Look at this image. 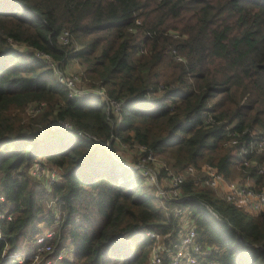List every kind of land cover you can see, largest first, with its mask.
<instances>
[{
    "label": "trees",
    "instance_id": "trees-1",
    "mask_svg": "<svg viewBox=\"0 0 264 264\" xmlns=\"http://www.w3.org/2000/svg\"><path fill=\"white\" fill-rule=\"evenodd\" d=\"M70 62L81 90L108 102L69 96L54 71ZM255 132L264 134V0H0V212L11 216L0 220V264H31L53 225L49 196L62 218L45 255L71 247L61 264H147L145 232L175 235L178 223L170 200L144 192L114 156V141L177 173L206 165L261 190L264 176L226 145ZM40 160L60 169L49 192L30 177ZM181 194L209 249L203 264H264V212L249 215L189 177ZM18 254L22 263L5 258Z\"/></svg>",
    "mask_w": 264,
    "mask_h": 264
},
{
    "label": "built area",
    "instance_id": "built-area-1",
    "mask_svg": "<svg viewBox=\"0 0 264 264\" xmlns=\"http://www.w3.org/2000/svg\"><path fill=\"white\" fill-rule=\"evenodd\" d=\"M59 40L62 42L65 41V34L59 37ZM54 74L57 80L68 90L70 97L98 94L104 99L105 102H108V99L104 95L103 91L89 92L81 90L78 87V84L80 83L79 76L65 75L58 70H55ZM110 103L113 104L112 102ZM114 107L115 109H117L116 104H114ZM64 128L69 129L70 126L64 124ZM254 135L255 136H253V139L248 144H239L237 139L230 138V140L227 141L226 145L234 148V154L235 156H237L240 164L245 167L253 165V167H255L256 174L262 175L264 173L263 167H261L258 163L253 164L252 159L255 154H259L262 156L264 155V134L255 132ZM142 158L143 161H153L155 157L148 155L146 157L142 156ZM34 165L36 166L33 169ZM34 165L30 168L31 175L33 171V176L38 178L42 177L41 173L44 167L39 164ZM130 168L136 170L139 175L144 178L146 184L156 185L157 196L160 199H169L170 201L178 204L176 206L177 210H175V208L174 213H169V215H171L173 218L175 217L174 219H176L178 223V230L175 235L167 233L161 236L152 231L145 232V234L153 241V245L149 251L147 264H163L164 260H166V264H203L205 262V256H207L209 249L202 248L201 244L198 242L190 208L188 205L182 204V202L187 200L188 197L182 196V194H180V190L182 184L188 177L192 178L193 183L201 180L207 188L214 191H217V189L221 190L223 194L218 196L220 199H222L225 203L242 209L249 215L257 217L262 212H264V189L258 190L255 189V186L253 185L248 186L241 183H231L233 181H226L215 168L210 166H202L199 171L193 165L187 166L184 169L185 177L180 173H176L175 175H172L170 177V184L167 190L157 186L156 174L150 167L145 166L141 163H136L133 167ZM44 179L46 181V188L47 184L49 185L57 181L55 178V173L53 172H51L48 177H45ZM228 182L230 183L228 184ZM0 200H3L1 195ZM46 203L47 208L50 209L54 214L53 225L46 228V230H49V228H51L52 230H49V232L43 235L40 234V236L37 237L36 254H33L31 256V262L33 259L39 258L41 254H49L52 251L50 241L55 235L54 229L61 222V211L56 203V198H51L49 196ZM199 203L204 205L214 218L218 219V216L211 210L208 205H205L202 202ZM5 217L8 220L11 219L10 215L5 216L3 212H0V220ZM244 245H246L250 249H259V247L253 244L244 243ZM64 254L65 249L63 248L58 252L55 258L50 261L47 260V264H61V259L63 258ZM25 257L26 256L21 254L5 256L6 259L14 263H22ZM207 264L217 263L208 262Z\"/></svg>",
    "mask_w": 264,
    "mask_h": 264
},
{
    "label": "rangeland",
    "instance_id": "rangeland-1",
    "mask_svg": "<svg viewBox=\"0 0 264 264\" xmlns=\"http://www.w3.org/2000/svg\"><path fill=\"white\" fill-rule=\"evenodd\" d=\"M76 62H74L73 64H75ZM76 71H74L73 69H70L68 70L65 74L66 75H76L75 73ZM78 87L81 89V87L84 89V90H87L86 89V86L82 83L78 84ZM113 148H114V156H117V158L124 164H122L123 166L127 167V168H130V167H133L134 164L136 163H141V164H144L145 166H148L150 167L156 174V177H157V186L158 187H161L165 190H167L169 188V184H170V177L172 175H175L177 172H175V169L171 167V164H172V161L171 160H168V165L165 166V162L163 159H161L160 157H155L153 159V161H143V158H142V151L140 150V148L137 146V144L135 143H132V142H129V143H120L118 141H114L113 143ZM41 161V165L44 167L43 170H42V173H41V176L40 178L38 177H35L33 176V171H32V176L30 175V177L34 180V181H37V182H41V184H43L44 186H46V181H45V177H48V175L53 172L55 173V178L57 181L60 180V178L58 177V175L60 174V169H58L57 167H54V166H51L49 165L46 161H43V160H40ZM39 161V162H40ZM252 163H258L261 167H263L264 169V155H259V154H255L253 156V159H252ZM36 165L33 166V169L35 168ZM249 167H253L252 166H249ZM247 167V168H249ZM162 168H166L167 169V172L163 175H161V169ZM199 171V169H197ZM178 173L180 174H183V176L185 177V173H184V170L183 171H179ZM31 174V173H30ZM264 176V173L262 174ZM251 180L254 181V179L251 178ZM252 181V182H253ZM230 182H228L229 184ZM231 183H241V184H244L246 185V182H243V179L241 177L237 178L236 180H234L233 182ZM255 186V184H250L248 186ZM48 186V184H47ZM194 186L197 188V189H200V188H207L205 186V184L200 180V181H196L194 183ZM143 188H144V192H146L147 194H150L152 196H154L155 199H157L159 202H161L162 199H160L158 196H157V189H156V185L155 184H146L145 181H144V178H143ZM261 189H264V186L260 187ZM226 189V187H225ZM215 195L216 196H220L223 194V192H221V190L217 189V191H214ZM180 194H181V190H180ZM171 205H169L167 208H165L167 210V215H169L170 212H175V210H177V205L176 203L170 201ZM176 208V209H175ZM175 209V210H174ZM175 216V215H174ZM175 218V217H174ZM49 230H52L51 228H49ZM49 230H46V228H44L42 230V232L40 233L41 235L49 232ZM55 231V229H54ZM40 234L38 236H40ZM37 236V237H38ZM161 241V239H160ZM71 247H65V254L64 256H67L69 257L70 253L68 251H70ZM63 256V257H64ZM53 257L51 256H47L45 254H41L39 256V258L37 259H33L31 264H47V260H52Z\"/></svg>",
    "mask_w": 264,
    "mask_h": 264
},
{
    "label": "crops",
    "instance_id": "crops-1",
    "mask_svg": "<svg viewBox=\"0 0 264 264\" xmlns=\"http://www.w3.org/2000/svg\"><path fill=\"white\" fill-rule=\"evenodd\" d=\"M74 62H70L67 64L66 66V71L73 69L74 71L78 72L79 71V66L77 65V63L73 64ZM253 180H251L250 178H246L243 179V182H246V185H250V184H254V182H252ZM245 184V183H244Z\"/></svg>",
    "mask_w": 264,
    "mask_h": 264
}]
</instances>
